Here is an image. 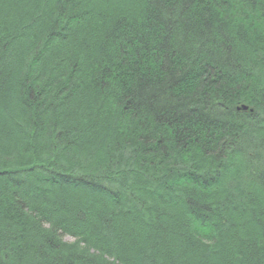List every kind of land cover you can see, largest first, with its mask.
<instances>
[{"label":"trees","instance_id":"obj_1","mask_svg":"<svg viewBox=\"0 0 264 264\" xmlns=\"http://www.w3.org/2000/svg\"><path fill=\"white\" fill-rule=\"evenodd\" d=\"M1 156L0 264H264V0H0Z\"/></svg>","mask_w":264,"mask_h":264},{"label":"rangeland","instance_id":"obj_2","mask_svg":"<svg viewBox=\"0 0 264 264\" xmlns=\"http://www.w3.org/2000/svg\"><path fill=\"white\" fill-rule=\"evenodd\" d=\"M18 30L17 29H14V31H11L10 33H13V35L14 34H16V35H18V34H20V32H17ZM9 40V39H8ZM14 42V41H13ZM48 50V49H47ZM243 106H245V105H243ZM17 153H19V154H17ZM31 155V154H30ZM30 155H27V153H26V151L24 150H20L19 152H16L15 153V155H13V157H9V159H11L12 161H13V163L15 164V165H18L17 164V160H20L21 159V161H20V164H23L24 166H27L28 164H31V161L32 160H30V161H26L27 160V158H29L30 157ZM22 157H25V158H23L22 159ZM5 158L6 157H3V156H1L0 157V167L2 168V167H6L7 168V166H2L3 164H1V163H5V162H7V161H5ZM34 163V162H33ZM122 168V167H121ZM2 172H4V171H2ZM34 172V174H36V172L35 171H33ZM28 174V177L29 178H31L32 176H33V173H32V171L31 172H27ZM32 173V175L30 176V174ZM1 175V174H0ZM26 178V177H25ZM29 180V179H28ZM30 181V180H29ZM31 182V181H30ZM29 182V183H30ZM35 183V182H34ZM64 183H66L65 181L64 182H62L60 185L58 184V183H53V186L50 184V183H48V184H43L42 185V189L44 188V189H48V188H52L53 189V192L54 191H56V190H58V189H65L66 187L68 188V184H64ZM3 184V180H0V185H2ZM37 184V183H36ZM36 184H33V183H31V187L32 186H36ZM38 187V186H37ZM64 187V188H63ZM29 192H32V191H29ZM117 216V219H111L112 221H113V228L115 229V230H117V231H114V236H115V240H117V238L119 239V241H121V238L123 239V237H120V236H122V235H120V231H123V229L122 228H128L129 227V225H128V223L126 222L125 223V218L123 217V216H121L120 215V217H118V215H116ZM117 221H118V223H117ZM120 222H122V223H125L123 226H121V223ZM119 226H120V228H119ZM112 228V229H113ZM113 229V230H114ZM122 229V230H121ZM61 234V233H60ZM62 237V236H61ZM61 239V242L62 243H68V244H70V245H72V244H74V243H76L75 242V239L74 238H72L71 236H69V235H66V236H63L62 238H60ZM118 241V240H117ZM73 247H75V246H73ZM71 252L72 251H74V250H70ZM90 252H92V251H90ZM94 253V252H93ZM80 256V255H79ZM83 258V257H82ZM85 258V257H84ZM87 259V258H86ZM97 263V262H96ZM97 264H103V263H97Z\"/></svg>","mask_w":264,"mask_h":264},{"label":"bare ground","instance_id":"obj_3","mask_svg":"<svg viewBox=\"0 0 264 264\" xmlns=\"http://www.w3.org/2000/svg\"><path fill=\"white\" fill-rule=\"evenodd\" d=\"M243 107H246L247 110H245V112H247L248 114H252L253 113V109L247 105L243 106V105H240L238 108H237V111L240 112V113H245L244 111L241 110V108Z\"/></svg>","mask_w":264,"mask_h":264},{"label":"water","instance_id":"obj_4","mask_svg":"<svg viewBox=\"0 0 264 264\" xmlns=\"http://www.w3.org/2000/svg\"><path fill=\"white\" fill-rule=\"evenodd\" d=\"M241 110L245 112V110H247V108L246 107H243V108H241Z\"/></svg>","mask_w":264,"mask_h":264}]
</instances>
